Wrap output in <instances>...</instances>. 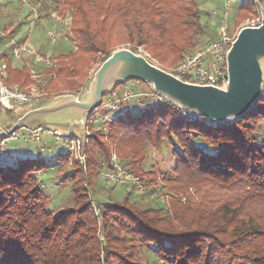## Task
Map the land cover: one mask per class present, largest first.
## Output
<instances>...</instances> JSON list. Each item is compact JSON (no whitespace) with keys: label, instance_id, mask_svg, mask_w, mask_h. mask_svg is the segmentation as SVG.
Listing matches in <instances>:
<instances>
[{"label":"trees","instance_id":"obj_1","mask_svg":"<svg viewBox=\"0 0 264 264\" xmlns=\"http://www.w3.org/2000/svg\"><path fill=\"white\" fill-rule=\"evenodd\" d=\"M60 1L72 8L67 36L73 48L66 53H52L60 64L56 69L59 78L45 85L48 93L62 84L70 87L84 84L90 67L87 65L94 61L95 54L105 52L107 57L116 44L124 41L143 46L161 64L174 66L196 45L195 32L204 31L205 27L195 0H53V3L58 5ZM253 2L241 0L239 12L255 15ZM40 17L42 14L37 19ZM1 31L5 34L3 28ZM8 36H0V45ZM0 60L6 63L8 84L17 83L25 88L32 83L28 66L15 64L7 46L0 49ZM147 85L151 90L150 84ZM137 105L136 111L133 108L117 116L106 136L92 130L85 166L75 162L67 172L60 170L61 180L70 184L72 209L53 213L45 208L47 196L36 178L43 168L40 159L5 163L0 159V264H98L100 251L104 253L105 264H122L118 249L126 252V246L134 247L145 241L155 249L150 264H264V209L243 206L250 198L248 202L255 200L264 205L261 197L264 94L241 117L224 123H213L201 116H182L175 105L167 101L155 103L147 96L141 97ZM104 137L108 143L101 140ZM165 141L172 145L174 166L172 173L163 177L166 182H161L160 189L171 192L174 183L198 177L209 184L217 183V190L233 191L242 186L241 191L246 186L258 195L241 191L233 198L234 205L230 206L229 201L219 204L212 211L218 213L217 220L212 213L200 212L179 227L161 221L164 216L161 208L131 202L130 193L133 191L142 198L155 195L157 179L146 180L133 166L142 156L144 143L157 150ZM111 152L116 153L125 170L138 176L142 191L130 185L122 200L110 198L115 185L125 184H113L102 178L111 189L102 202L93 201L99 209L96 214L89 189L94 193L95 188L103 192L107 189L98 187L97 178L100 171L113 169ZM62 155L61 151L59 160ZM154 165L155 162L149 166ZM198 170L200 173L196 174ZM240 179L249 183L243 185ZM170 181L172 184L168 185ZM84 184L91 187L87 190ZM237 202L239 209L235 211ZM176 212L170 221L181 214ZM226 234L227 239L222 237ZM160 254L161 261L156 263Z\"/></svg>","mask_w":264,"mask_h":264},{"label":"rangeland","instance_id":"obj_2","mask_svg":"<svg viewBox=\"0 0 264 264\" xmlns=\"http://www.w3.org/2000/svg\"><path fill=\"white\" fill-rule=\"evenodd\" d=\"M198 8L201 11L200 19L202 23L205 25L204 31H197L195 32L194 41L196 42V45L194 47H198L200 45H203L206 41L209 39H212L215 36V30H216V24L219 21V17L221 14V10L223 8L224 0H195ZM241 0H237L235 4L232 6V9L228 12L227 17L229 18V25L232 32L239 31L242 27L246 26V21L251 20L252 18L258 17V15H264V0H256L259 1L261 4V9L257 10L255 9L256 13L255 15H250V13L245 14L244 12H239L238 10V4ZM254 1V0H253ZM71 6H69L67 3L60 1L58 5L53 3V0H0V30L3 28L6 35H9L8 37H14L16 39L25 40L27 44L33 46V48L38 51L40 54L43 53L46 56H52V53L56 52V50H61L59 52L66 53L73 48V43L70 41V39L67 37L65 40H60L57 43L52 44L48 37H47V31L49 29H58L61 26V20L59 17H56L54 15L52 17V14H54L56 11H59L60 13L58 15H61L62 20L66 18V15H69L71 13ZM42 17L37 19V16L41 15ZM60 22V24L55 25V22ZM58 22V23H59ZM6 38V37H5ZM5 41V40H4ZM7 42H3L2 45H0V49L6 48ZM118 48H127L130 49L136 53H140L138 50L141 49L143 52H145L148 55V58L151 62L159 65L161 68L167 69L171 68L172 65H166L161 64L159 60L152 57L148 51L144 49L143 46H137L134 44H131L129 41H124L119 44H116L112 48V51ZM132 48H135L133 50ZM191 50V49H190ZM111 51V52H112ZM110 52V54H111ZM189 52V51H188ZM109 54V55H110ZM186 54V53H185ZM94 61L90 64L88 63L87 66L90 65L89 70L87 71V78L85 80L84 84H81L79 87L74 86H66L65 84H62L59 89L53 90V93H48L45 90V85L50 81L51 79H58L59 75L56 72L57 67H59V62L54 64L49 71H43L41 73L42 80H45L46 83L43 87H41L44 97L40 98L39 100L33 101L32 103L21 106V107H15L13 108L9 113H0V132L1 131H7L10 126L11 122L15 121L21 114H23L25 111L34 109L41 104H45L51 100H53L55 97L59 95L64 94H71L76 99H80L81 97H85L84 94L87 92L89 88V82L92 78L93 73L98 68V66L108 57H106V53H96L95 54ZM11 56V55H10ZM13 62L15 64H20L19 61L14 60ZM98 63H100L96 68ZM33 66H35V69L38 70V68H42L41 63H33ZM45 66V65H44ZM171 66V67H170ZM44 69V67H43ZM46 69V68H45ZM93 70V71H92ZM90 71L92 74L90 75ZM86 76V75H85ZM141 82V83H139ZM32 83H34L32 79ZM139 80H128L124 83L118 84L114 92L119 93L122 88L124 87H130L134 91L138 92H149V86L148 83H144ZM62 88V89H61ZM63 90V91H62ZM112 93V92H111ZM111 93H108L103 96V98H106ZM264 94V81L262 83V89H261V95ZM173 104V103H172ZM175 105V104H173ZM178 107L177 105H175ZM179 108V107H178ZM139 109L138 105L134 106L133 110ZM182 111V116L189 117L187 115V110H183L179 108ZM135 110V111H136ZM62 111L59 112L61 114ZM54 115V114H53ZM47 116H52L49 114L41 113L40 115L34 116L26 121L24 124L28 127H34L37 125L42 126L45 129V132L43 136L41 137L40 141H31V142H24L22 140H12V139H6L7 146H6V152L5 155L0 157L3 163L5 162H13L18 159L23 158H37L40 159L43 162V168L38 171V174L36 175L37 183L40 186L41 190L45 193L47 196V202L45 203V208L47 210L53 211V213H57L59 211H65L68 209H72L74 207L73 199L71 198V192H70V184L68 181L61 180L60 172L64 171L67 172L69 168H71L69 165H67V154L64 153L65 148L62 145V142L56 141L55 137L51 136L49 134V131L58 130L61 135L68 136L70 134H74L77 136L81 135V125L78 123L70 124L69 120L62 121V122H54L49 121L47 119ZM100 119L99 114L92 113L89 117V120H93V126L89 127V129L94 130L95 120ZM208 120V119H207ZM210 121V120H209ZM212 122V121H211ZM185 131V130H183ZM93 133V131H92ZM185 133V132H184ZM185 136H189L186 134ZM187 138V137H186ZM101 140L105 143H108L107 138H101ZM172 145H169L167 141L163 142V144L157 149L154 150L148 144L147 142L144 143L143 146V152L141 158H137V162L134 164L135 169L142 173L145 179H150L151 177H155L157 179V191L155 192L154 196H144L137 194L135 192L130 193L131 202H136L139 205L152 207V208H161L163 211V218H160L161 221H165L166 223H170L175 226H181L184 223L188 222L189 219L200 212L204 213H212L214 214L213 209L218 206L221 203L224 202H231L232 205H234L233 198L235 195H239V192L241 191H248V193L254 195H258L256 192H252L249 190L246 186H243V190H239L241 187H238L239 189H235L233 191L231 190H217L218 185L217 183L209 184L206 182V179L201 178L198 179V177H195L193 181H186L181 183H174V189L169 192L166 189H160L161 182L165 183L166 180L163 177H166V175H169L173 171L174 166V159L172 154ZM63 152V159L59 160L58 154L60 152ZM112 153V152H111ZM115 154L116 153H112ZM111 154V155H112ZM118 157V156H117ZM122 159H127L126 157H121ZM155 162V165L151 168L149 165L153 164ZM125 163H128V161H125ZM75 165L73 163L71 166ZM61 170V171H60ZM100 174L102 171L99 172ZM200 170L196 171V174H199ZM102 175V174H101ZM98 176V187L101 185L102 188H107L104 192L100 188H95V193L92 191V189H89L90 195L93 198V201H100L105 197V194L108 193L107 190L111 189V186L105 183V181L102 179V176ZM95 179V177H94ZM93 179V180H94ZM211 181H213L212 178H210ZM242 181L243 185H247L248 183L244 179H240ZM168 183V182H167ZM247 183V184H245ZM81 184V182H79ZM172 184L171 181L168 183V185ZM88 185L84 184V187ZM130 185H115L112 188V192L109 195L110 198H116L122 200L126 196V192L129 191ZM91 186H88L86 189L90 188ZM87 192V191H86ZM248 193H245L248 195ZM260 193V192H259ZM241 194V193H240ZM262 198H264V194H261ZM89 196V194H88ZM249 197V196H247ZM90 198V196H89ZM251 200V198L249 199ZM248 200V201H249ZM245 202L243 206H250L252 208H262L264 209V205L258 204L257 201H250ZM119 205V204H118ZM187 206V207H185ZM239 206V202L235 204V211ZM241 206V205H240ZM177 210L176 213H181L178 217H175V221H170L174 217L172 216L173 212ZM232 210V209H231ZM244 211V210H243ZM242 211V212H243ZM254 212L253 210H251ZM215 219L217 220L218 213L214 214ZM173 217V218H172ZM171 218V219H170ZM262 218V217H261ZM264 220V218H262ZM226 227V225H225ZM229 229V226L226 228ZM171 232V231H166ZM167 234H174V233H167ZM224 238H228V235H222ZM102 237H99V240L101 241ZM104 239L101 245L104 244ZM207 243V242H206ZM126 252L122 251L121 249H118L119 255L121 257V263L122 264H150L152 263V259L150 258L153 255V251L155 249L153 246L148 242H142L137 243L134 247H125ZM161 255H158V260H155L156 263H159L161 261ZM104 253L100 251V262L98 264H105L104 263ZM116 263V262H115ZM118 263V261H117Z\"/></svg>","mask_w":264,"mask_h":264},{"label":"water","instance_id":"obj_3","mask_svg":"<svg viewBox=\"0 0 264 264\" xmlns=\"http://www.w3.org/2000/svg\"><path fill=\"white\" fill-rule=\"evenodd\" d=\"M227 81L222 87L198 85L182 81L142 53L118 48L98 66L89 82L85 97L76 99L71 94L25 111L4 137L41 113L49 114V121L83 125L85 119L101 104L103 95L118 84L139 80L150 84L152 90L170 103L212 122L224 123L246 113L261 96L264 81V15L256 26L242 27L226 52ZM62 111L61 114L59 112ZM54 114V115H53Z\"/></svg>","mask_w":264,"mask_h":264},{"label":"built area","instance_id":"obj_4","mask_svg":"<svg viewBox=\"0 0 264 264\" xmlns=\"http://www.w3.org/2000/svg\"><path fill=\"white\" fill-rule=\"evenodd\" d=\"M237 0H224L223 8L221 10L219 21L216 24L215 37L206 41L203 45L191 48L189 52L184 54L183 59L167 69L169 73L182 81L194 83L198 85H212L222 87L227 81L226 70V52L235 39L237 32H232L229 25L228 12ZM254 6L257 10L261 9L259 1L254 0ZM60 12L56 11L54 15L59 17L62 21L58 29H49L47 37L49 41L54 44L60 40L67 39L71 15H66L62 20ZM261 16L254 17L246 21V26H256L260 23ZM6 35L0 30V36ZM7 47L11 57L22 61L30 69V76L34 83L25 88H21L17 84H8L6 82V63L0 60V113L12 110L15 107H21L39 100L44 97L41 89L46 83L42 80L41 73L35 68L31 67L27 61V57L34 58L38 62H42L46 66L52 67L56 64L55 60L46 55L40 54L33 46L26 43V41L18 40L14 37H7ZM140 53L147 58L148 55L138 48ZM98 63L95 68L99 65ZM93 71V70H92ZM90 75L92 72L90 71ZM147 96L155 103L169 102L160 93L150 90L149 92L134 91L130 87H124L119 93L114 91L102 98L100 106L93 112L99 113V118L95 120L94 128L106 136L110 125L114 119L122 113L131 110L140 102L141 97ZM170 103V102H169ZM172 104V103H171ZM189 117L196 116L191 112H187ZM90 115L85 119V123L81 125V135L77 136L70 134L68 136L61 135L58 130L49 131V134L55 137L56 141L62 142L67 154V164L72 165L77 162L82 166L86 163L87 142L92 134V129L89 125L93 124V120H89ZM206 119V118H205ZM216 123V122H213ZM45 129L40 126L28 127L25 125L13 130L4 137H0V157L5 155L7 142L6 139L22 140L24 142L40 141ZM111 162L113 164L112 170H103L102 177L113 184L135 185L138 191H142L137 175L125 170L119 163L115 154L111 155ZM93 204V200H92ZM94 205V204H93ZM95 213L98 214L99 209L94 205ZM101 237V236H100Z\"/></svg>","mask_w":264,"mask_h":264},{"label":"crops","instance_id":"obj_5","mask_svg":"<svg viewBox=\"0 0 264 264\" xmlns=\"http://www.w3.org/2000/svg\"><path fill=\"white\" fill-rule=\"evenodd\" d=\"M54 16V14H52V17ZM59 22V21H58ZM56 23L55 22V25H58V24H60V22L59 23ZM18 40H20V39H18ZM59 51H61V50H56V52H57V54H61V52H59ZM55 53V52H54ZM42 54V53H41ZM50 57V56H49ZM12 59H14V60H17V59H15V58H13V57H11ZM51 58L52 59H54L55 61H57L55 58H53L52 56H51ZM17 61H19L20 62V64H18V65H21V64H23V62L22 61H20V60H17ZM27 61H28V63H29V65H31V67H33V68H35V66H33V63H41L43 66H42V68H38V71L40 72V73H43V71H49L51 68H49V66H46L45 64H43L42 62H38V61H36L34 58H31V57H27ZM45 65V66H44ZM43 67H44V69H43ZM28 68V72H29V75H30V69H29V67H27ZM46 68V69H45ZM6 77H7V74H6ZM31 77V76H30ZM32 80V79H31ZM12 84H17V83H12ZM32 84V83H31ZM18 85V84H17Z\"/></svg>","mask_w":264,"mask_h":264},{"label":"bare ground","instance_id":"obj_6","mask_svg":"<svg viewBox=\"0 0 264 264\" xmlns=\"http://www.w3.org/2000/svg\"><path fill=\"white\" fill-rule=\"evenodd\" d=\"M67 158H68V156H67ZM68 165V164H67ZM69 166H71V165H69Z\"/></svg>","mask_w":264,"mask_h":264}]
</instances>
